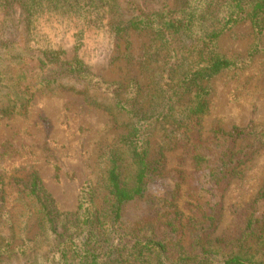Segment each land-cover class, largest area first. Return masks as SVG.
I'll list each match as a JSON object with an SVG mask.
<instances>
[{
    "label": "trees",
    "instance_id": "obj_1",
    "mask_svg": "<svg viewBox=\"0 0 264 264\" xmlns=\"http://www.w3.org/2000/svg\"><path fill=\"white\" fill-rule=\"evenodd\" d=\"M49 15L72 21L75 52L103 24L116 46L124 43L125 57L130 34L146 35L136 61L146 84L104 81L77 55L66 59L64 50L43 46L37 20ZM245 22L256 39L246 55L223 51L219 39ZM260 38L264 0H0V121L25 115L35 92H64L122 129L100 147L97 178L83 183L72 212L58 210L36 170L6 180L0 174V224L4 219L10 230L5 236L0 226V264H36L32 243L40 240V264H264V177L224 235H215L223 206L213 195L264 149V125H215L200 134L208 82L246 66L264 49ZM177 145H187L194 169L205 171V200L191 194L189 216L175 191L158 197L148 191L164 172L165 151ZM31 227L34 238L26 236ZM15 238L21 244L14 252L29 255L3 263Z\"/></svg>",
    "mask_w": 264,
    "mask_h": 264
},
{
    "label": "rangeland",
    "instance_id": "obj_2",
    "mask_svg": "<svg viewBox=\"0 0 264 264\" xmlns=\"http://www.w3.org/2000/svg\"><path fill=\"white\" fill-rule=\"evenodd\" d=\"M71 22L62 15L40 16L37 23L41 29L42 45L64 50L66 59L77 55L91 73L104 81L127 82L134 78L141 85L146 84L147 77L136 65L138 56L148 43L146 35L130 34L131 46L129 55L125 57L124 43L119 42L116 46L103 24L96 33L86 37L75 52ZM255 40L245 22L236 25L231 34L222 36L218 44L227 53L245 56ZM257 43L264 48V38ZM208 85L209 109L201 118L202 138L215 125L224 130L249 123L264 125V49L252 55L243 68L218 75ZM109 119L107 114L88 107L80 97L70 93L35 92L27 104L25 115L0 121V174L6 180L11 175L25 176L36 170L55 199L58 210H76L83 183L97 178L95 162L100 147L111 144L122 130L111 129ZM153 139L160 141L159 137ZM165 156L164 172L148 182V191L156 197L169 196L175 191L176 204L185 216H189L195 203L190 195L198 194L201 200H205V171L194 169L187 145H177L165 151ZM263 177L264 149H261L237 179L213 190V195L223 206L215 235L227 234L233 228L236 213L253 201ZM6 199L10 203L13 195ZM9 203L8 208L11 206ZM261 210L262 204L258 206L257 213ZM0 226H3V234L9 236L10 230L7 231L4 219H1ZM13 232L19 237L17 229ZM35 232V227H31L26 236L33 237ZM5 240L3 236L1 243ZM40 241L32 243L37 256L32 254L30 260L36 264L42 262L43 248L40 246H44V242ZM185 242L188 243L187 238ZM19 244L21 240L15 238L10 247L13 252H9L3 263L17 262L29 255L14 252L13 247Z\"/></svg>",
    "mask_w": 264,
    "mask_h": 264
}]
</instances>
